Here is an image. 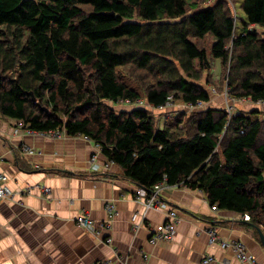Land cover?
Here are the masks:
<instances>
[{"label":"trees","instance_id":"16d2710c","mask_svg":"<svg viewBox=\"0 0 264 264\" xmlns=\"http://www.w3.org/2000/svg\"><path fill=\"white\" fill-rule=\"evenodd\" d=\"M207 1L0 0V115L86 136L148 192L162 181L199 189L264 231L261 111L209 106L160 128L147 108L210 103L204 75L218 59L232 98L264 101V0H237L235 13ZM123 67L145 74L140 91Z\"/></svg>","mask_w":264,"mask_h":264},{"label":"crops","instance_id":"0c3cea01","mask_svg":"<svg viewBox=\"0 0 264 264\" xmlns=\"http://www.w3.org/2000/svg\"><path fill=\"white\" fill-rule=\"evenodd\" d=\"M214 72L215 78L219 76V66ZM147 108L164 127L169 118L161 117L165 110ZM19 123L0 115V173L10 177L14 191L0 203V264H204L208 256L214 258L208 264H241L231 249L209 243L211 227L225 240L242 241L264 264V246L249 217L212 210L203 191L187 186L161 191L180 221L171 240L151 242L157 226L168 220L167 210H146L135 196L140 186L109 161L100 146L80 135L56 139L16 134ZM27 186L34 187L31 193L23 191ZM109 203L115 205L116 214L112 229L105 230L102 238L113 237L112 244L76 221L81 214L104 221Z\"/></svg>","mask_w":264,"mask_h":264},{"label":"built area","instance_id":"2783aa9c","mask_svg":"<svg viewBox=\"0 0 264 264\" xmlns=\"http://www.w3.org/2000/svg\"><path fill=\"white\" fill-rule=\"evenodd\" d=\"M137 103H142L141 100H139ZM174 104V100L172 97H169L166 104L161 109H166ZM204 103L199 102L196 105L188 104L189 106L195 108V107H201ZM140 106V105H139ZM14 132L16 134L19 133H27V134H42L49 136L51 138H63L67 134L65 130L62 129H52L47 130L44 132H38L31 128L26 127L22 122L16 126ZM86 137V136H84ZM88 140H90L88 137H86ZM99 146V145H98ZM95 161V158L93 159ZM94 169L98 170L99 166L97 164L94 165ZM168 186L165 181L159 182L155 185V191H152L149 193L147 189L143 187H138L136 191V197L140 200V202L143 203L146 210L155 209V210H167L168 220L164 223H161L157 226V228L154 230L151 242H157L160 240H169L173 238L175 232H176V225L179 222L177 211L174 209H169L168 204L166 202L161 201V191ZM39 187V186H35ZM33 186H27L23 191L26 193H31L33 191ZM45 194H50L51 190L48 187H44ZM14 195V191L10 187V177L4 173H0V203L6 200L7 198H11ZM163 208V209H162ZM168 208V209H167ZM213 210H218L219 208L217 205L212 206ZM116 214V208L113 203L107 204V218L102 222H97L90 217H88L85 214H81L77 217L76 221L78 224L84 228L87 232L93 234L95 237L101 238L104 240L107 244L113 243V237L109 236L107 238H102L103 233L105 230L110 231L112 229V223L113 219ZM209 236V243L211 244H218L221 248L224 249H231L241 264H259L255 256L248 251L247 246L242 241H234V240H225L223 239L219 231L216 227H211L208 231ZM143 258L145 261H148L147 254H143ZM213 257L208 256L204 258L203 262L204 264H208L211 261H213Z\"/></svg>","mask_w":264,"mask_h":264},{"label":"rangeland","instance_id":"374dc122","mask_svg":"<svg viewBox=\"0 0 264 264\" xmlns=\"http://www.w3.org/2000/svg\"><path fill=\"white\" fill-rule=\"evenodd\" d=\"M214 1L215 0H208L202 6L211 5V4H213ZM228 1L230 2L229 4L231 5V8L234 10V13H235V11H236L235 8L236 7L234 8V6H235L234 4H237V0H228ZM237 6H239V4H237ZM237 14L241 15L239 12ZM259 30L262 31L261 29H259ZM212 41H213V39L210 36H208L206 39L201 41V43H203V46H205L210 51V47H211ZM210 60L211 61L213 60L211 56H210ZM213 63H214L213 64L214 70H216V68L219 66V72L221 71L219 76H217L215 78L214 77L215 76V72H214L213 75H208V74L204 75V77L209 80L207 88H208V90L210 91V93L212 95V101L210 103L203 104V106H201V107L193 108V107L189 106L188 104L182 103L181 101H175L174 100V104L172 106L164 109L165 111L161 114V117L169 115L168 119L172 120L174 117H176V116H178L180 114H186L185 115L186 119H188V116H190L193 112L203 111V110L207 109L209 106H212V107L217 108V109L225 110L230 115L236 114L238 112H248V111H251L254 107H256V108H259L258 110L261 111L260 118L264 122V101L253 102L250 98H241V99L232 98L230 93H229L230 89H229V85H228V82H227V78H228V74H229V69L228 68L230 66L229 63L226 64V67L222 68V69H221L222 64H221V60L220 59H218V62H216L214 60ZM118 70H119V73H120L121 77L130 86H132V87H134V88H136L137 90L140 91V89H141L140 88L141 87V85H140L141 83L140 82L144 81V79L141 80L143 78V76H145L144 73H142L139 70L135 69V67H131V68H124L123 67V68H118ZM142 74H144V75H142ZM126 106L127 105H125L123 102H121L119 104H116L114 107H115L116 110H127V109H122L123 107H126ZM131 106H132L131 107V109H132L135 105H131ZM137 107H139V106H137ZM131 109H129V110H131ZM160 109H158V110H160ZM160 127H163V122L161 123ZM263 136H264V132H263ZM167 185L168 186H166V187L179 186V185H169V184H167ZM180 186H183V185H180ZM155 190L156 189H153L152 191H155ZM149 193H151V192H149ZM160 199H161L162 202H165L162 199V197ZM137 200L140 201L138 198H137ZM211 206H214V205H211ZM177 215H178V213H177ZM178 219L180 221L179 216H178ZM178 223H177V225H178ZM177 225H176V228H177ZM262 228L264 229V227H262ZM171 239H169V240H171Z\"/></svg>","mask_w":264,"mask_h":264},{"label":"water","instance_id":"95a60500","mask_svg":"<svg viewBox=\"0 0 264 264\" xmlns=\"http://www.w3.org/2000/svg\"><path fill=\"white\" fill-rule=\"evenodd\" d=\"M256 228H257V230H258V233H259V235H260V239H261L262 244H263V246H264V231H263L260 227H256Z\"/></svg>","mask_w":264,"mask_h":264},{"label":"bare ground","instance_id":"6f19581e","mask_svg":"<svg viewBox=\"0 0 264 264\" xmlns=\"http://www.w3.org/2000/svg\"><path fill=\"white\" fill-rule=\"evenodd\" d=\"M217 91V90H216ZM249 219V218H248Z\"/></svg>","mask_w":264,"mask_h":264}]
</instances>
